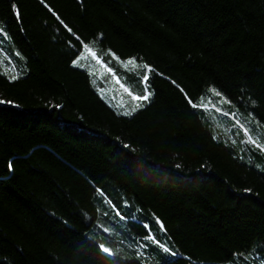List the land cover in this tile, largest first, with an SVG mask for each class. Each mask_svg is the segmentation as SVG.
<instances>
[{
    "label": "trees",
    "instance_id": "obj_1",
    "mask_svg": "<svg viewBox=\"0 0 264 264\" xmlns=\"http://www.w3.org/2000/svg\"><path fill=\"white\" fill-rule=\"evenodd\" d=\"M0 101V264H264V0H0Z\"/></svg>",
    "mask_w": 264,
    "mask_h": 264
},
{
    "label": "rangeland",
    "instance_id": "obj_2",
    "mask_svg": "<svg viewBox=\"0 0 264 264\" xmlns=\"http://www.w3.org/2000/svg\"><path fill=\"white\" fill-rule=\"evenodd\" d=\"M92 61H94L93 71L95 74L98 72L100 76H104L105 74L108 73L110 77L112 78V75H113L112 72L109 71L106 65L102 63L95 55H92ZM111 81H112V84L116 86V95H119L120 102L124 100L132 101V94L128 89L122 86L115 77L112 78ZM112 93L114 92L112 91Z\"/></svg>",
    "mask_w": 264,
    "mask_h": 264
},
{
    "label": "bare ground",
    "instance_id": "obj_3",
    "mask_svg": "<svg viewBox=\"0 0 264 264\" xmlns=\"http://www.w3.org/2000/svg\"><path fill=\"white\" fill-rule=\"evenodd\" d=\"M133 95H136V94H132V96ZM137 96H139L138 94H137ZM102 101L112 110H115L116 112H121V111H123L124 110V106H126L125 107V111H128L129 110V112L130 113H136L140 108H141V105H142V101H134L133 99H132V102H130V103H126V104H124V105H121V104H119V102L117 103L116 101H115V99H114V97L112 96V95H110L108 98H103L102 99ZM133 109H136L135 111H133ZM165 170V169H164ZM214 177L215 178H217L218 179V176L217 175H214ZM161 179H166L167 180V176H161ZM157 223H158V227H159V229L162 231V232H164L163 231V229H162V227L160 226V223H159V220H157ZM151 237H152V240L157 244V245H159V246H161L162 247V245H160L158 242H157V240H156V238L151 234Z\"/></svg>",
    "mask_w": 264,
    "mask_h": 264
},
{
    "label": "snow or ice",
    "instance_id": "obj_4",
    "mask_svg": "<svg viewBox=\"0 0 264 264\" xmlns=\"http://www.w3.org/2000/svg\"><path fill=\"white\" fill-rule=\"evenodd\" d=\"M85 52L94 55V53H91V49H89L87 46L85 47ZM74 63H76V61H74ZM128 63H134V61H128ZM144 67L147 68L148 65H144ZM109 71H111V70H109ZM13 78H15V77H13ZM148 79H149L148 75H144L143 80H144L145 82H147ZM150 95H151V92L146 88V89L144 90V94H143V95H139V96H137V95H133V96H132V99H133L134 101H148ZM217 95H220V93L217 92ZM2 102H3V101H0V103H2ZM192 106H193V107H197V105H196L195 103H193ZM135 110H136V109H133V111H135ZM249 142H253V143H254V141L252 140L251 137L249 138ZM257 147H262V148H264V145H257ZM146 239H152V237L149 236V237H146ZM100 248H101V250H102L104 253L111 254V250H110L109 248L104 247L103 245H100ZM166 251H167V250H166Z\"/></svg>",
    "mask_w": 264,
    "mask_h": 264
}]
</instances>
